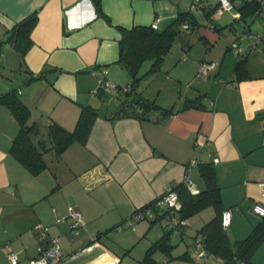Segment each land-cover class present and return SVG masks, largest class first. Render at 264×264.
I'll list each match as a JSON object with an SVG mask.
<instances>
[{
  "label": "crops",
  "instance_id": "crops-1",
  "mask_svg": "<svg viewBox=\"0 0 264 264\" xmlns=\"http://www.w3.org/2000/svg\"><path fill=\"white\" fill-rule=\"evenodd\" d=\"M192 1L100 0L97 13L92 0H0V93L18 91L38 128L35 141L45 138L49 144L52 121L73 129L82 106L98 112L85 144L74 142L59 156L48 149L46 169L32 175L7 152L18 123L0 104V264H12L9 251L17 254L15 264H29L48 237H57L66 255L58 264H143L146 250L170 228L150 220L138 221L134 229L114 226L188 175L203 188L199 166L206 162L214 165L222 209L231 210L228 237L245 238L261 222L252 206L264 203V45L242 55L247 39L240 38L262 28L258 18L237 21L226 11L210 25V8H190L197 24L184 39L175 37L160 67L146 74L152 61L140 66L137 90L160 106L147 117L111 119L126 92H91L99 79L115 86L132 82L117 61L116 26L155 20L162 30ZM35 9L32 44L21 55L4 40L9 28ZM235 40L241 45L238 56L229 44ZM205 59L215 63L206 74L199 70ZM106 95L113 99L106 101ZM70 204L84 216L85 226L77 232L68 220H58ZM214 214L207 207L188 217L179 234L171 231L170 253L155 250L154 262L225 264L221 257L193 252L197 229ZM36 223L48 227L42 238L32 230ZM86 246L91 248L82 250ZM245 264H264V242Z\"/></svg>",
  "mask_w": 264,
  "mask_h": 264
},
{
  "label": "trees",
  "instance_id": "trees-1",
  "mask_svg": "<svg viewBox=\"0 0 264 264\" xmlns=\"http://www.w3.org/2000/svg\"><path fill=\"white\" fill-rule=\"evenodd\" d=\"M92 2L97 13H101L100 0H92ZM234 2L236 10L240 12V18H234L235 20L248 22V20L253 21L257 18L256 2L243 0H234ZM190 8L192 7L187 8L185 11H178L175 19L162 30H158L151 23L150 25H133L130 28L116 26L120 33L117 61L122 63L127 72L132 75V82L129 84L130 86L116 85L120 90L123 87H128L123 90V92H126L127 98L118 111L110 117L111 119L124 116L147 117L151 110H160V106L154 100L151 101L143 97L140 91L137 90V84L142 76L139 75V69L145 60H151L152 64L146 74L157 70L163 61L164 55L172 46L175 37L180 35L184 39L186 33L197 24ZM201 8H210L206 13L210 21V15L214 11V7L209 5ZM37 20L38 10L35 9L9 28L4 42L10 43L17 52L23 55L32 44L30 35ZM184 23L188 24L187 30L182 27ZM1 52L2 43H0V55ZM240 64L241 61L237 67ZM0 104L10 110L11 115L18 123V131L12 138V143L7 152L32 175H37L46 169L44 153L48 149L54 150L55 154L59 156L74 142L85 144L93 122L98 116V112L94 107L85 105L81 107L73 129H67L56 121L50 122L46 131L48 144L45 138H38L35 141V137L39 134L38 128L35 126V122L30 121V108L23 102L17 90L13 88L0 93ZM162 113L165 115L167 110H163ZM213 167L214 165L211 162L200 164L199 174L204 182V187L198 189L197 192H190L182 181L175 185L181 204L178 216L187 219L207 207H213L215 210L214 216L197 229L196 237L202 239L201 242H203L204 248L209 254L223 258L226 264H232L236 259L249 263L257 247L264 242V216H261L262 220L259 224L252 227L253 229L247 237L232 241L221 224L220 216L223 209L220 204L221 196L220 188L216 182V171ZM154 203L155 199L139 208L155 207ZM163 215L164 210L158 212L155 219H150L151 223L160 220ZM170 233L171 230L167 229L159 239L152 243L143 256V264H158L151 257L157 249L170 253L172 248L169 244Z\"/></svg>",
  "mask_w": 264,
  "mask_h": 264
},
{
  "label": "built area",
  "instance_id": "built-area-1",
  "mask_svg": "<svg viewBox=\"0 0 264 264\" xmlns=\"http://www.w3.org/2000/svg\"><path fill=\"white\" fill-rule=\"evenodd\" d=\"M238 1V0H236ZM243 1H253L256 2V15L257 18L262 23V28L259 31L250 32L247 35H242L241 39H247V46L245 51L242 55L248 54L254 50L260 49L262 45H264V0H243ZM209 6L207 1L204 0H193L192 1V8L193 7H203ZM226 11H231L233 13V17L235 19L240 18V12L235 8L234 0H217V5L214 7V11L210 15V25H213L214 19L221 15ZM154 27H156L155 23H152ZM185 30L188 29V24L184 23L182 26ZM240 42L235 40L232 41L230 44V48L234 51L237 56L240 54L241 45ZM241 55V56H242ZM215 63L209 60H203L200 63V72L207 73L209 70L214 68ZM128 87H123V89H119L118 86H115V83L106 80V79H99L96 90L97 91H105L110 92L114 95H119L121 91L127 89ZM184 185L188 188V190L192 193L197 192L198 188L194 181H192L188 176L182 180ZM175 185L167 188L159 197L155 199L154 206H147L144 209H140L139 207L133 209V211L124 219L122 222L118 223L115 226V229H121L124 227H128L130 229H134L136 223L140 220H150L155 219L158 212L164 210L163 219L165 220L166 225L168 228L172 229L175 233H180V227L186 224V219H182L178 216V210L181 207L179 195L177 194V190L175 189ZM261 192L262 196H264V183H261ZM79 208L75 204L68 205V212L67 216L63 218H59L58 220H68L69 227L71 230L79 231L80 228L85 226L84 216L81 213ZM252 211L256 213V215L264 216V203H254L252 206ZM221 224L223 229L227 228L230 224L231 220V210L225 209L222 211L221 214ZM48 227L41 224L36 223L32 230L37 233V237H44L45 232L47 231ZM201 238H195L193 242V252L194 255L197 257H204L209 255V253L204 248L203 242H201ZM91 248L90 246H86L82 248V250ZM39 254L35 257H31L29 259V264H58L63 259H65L66 255L63 253L62 248L59 244V240L57 237H48V242L45 245L40 246ZM77 253H73L72 256L74 257ZM211 256L213 254H210ZM8 259L12 264H15L17 261V254L13 251H9L7 253ZM234 264H245L242 260H235ZM226 264V263H225Z\"/></svg>",
  "mask_w": 264,
  "mask_h": 264
},
{
  "label": "rangeland",
  "instance_id": "rangeland-1",
  "mask_svg": "<svg viewBox=\"0 0 264 264\" xmlns=\"http://www.w3.org/2000/svg\"><path fill=\"white\" fill-rule=\"evenodd\" d=\"M228 15H230L229 13H228ZM224 18H226V16L224 17ZM224 18L222 19V20H224ZM152 23H155L156 24V27H158V25H157V22L154 20V21H152ZM183 32V31H182ZM147 63V62H146ZM146 65V64H145ZM93 94H96V93H98L99 91H97L95 88L91 91ZM108 95H110V94H108ZM108 95H106L104 98H106V101H108V100H112L113 98H111V97H109ZM114 95V94H113ZM106 103H104V105H102V110L103 109H105L106 108ZM100 108V107H99ZM164 222H165V220L163 219V218H161L160 220L158 219V221L157 222H155V224H157V226L158 227H160L162 224H164ZM126 229V228H125ZM123 231H125V230H123ZM175 237L176 236H174V234H172V236H171V239H172V241L175 239ZM186 239H187V241H189V238H187L186 237ZM182 245L184 246V247H186L185 246V243H182Z\"/></svg>",
  "mask_w": 264,
  "mask_h": 264
}]
</instances>
